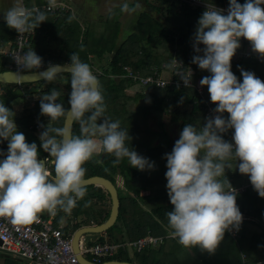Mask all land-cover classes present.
<instances>
[{"label": "clouds", "instance_id": "clouds-1", "mask_svg": "<svg viewBox=\"0 0 264 264\" xmlns=\"http://www.w3.org/2000/svg\"><path fill=\"white\" fill-rule=\"evenodd\" d=\"M262 5L264 0H245L243 4L229 0L225 14L223 9L207 4L193 33V49L197 54L192 63L211 73L200 80V85L207 86L217 115L208 117L200 130L192 124L185 125L171 153L165 154L166 188L173 205L167 213L172 235L184 247L199 246L210 254L215 252L225 231L238 229L243 219L236 203V190L228 181L226 191L224 182L217 179L226 168H231L225 163L228 158L235 155L239 172L249 176L253 188L264 198V81L241 68V82L231 71V60L240 47L241 37L264 57ZM54 6L55 0H49V10ZM138 9L139 3L121 6L123 12ZM3 18L18 33L47 21L40 9L29 10L24 6L10 8ZM73 19L74 15L68 17L69 22ZM15 62L29 70L43 65L42 57L34 50ZM66 64L71 76L70 108L66 110L57 103L59 92L52 89L40 97V113L55 120L70 112L80 124L81 134L73 135L66 127L40 125L44 129L38 134L40 147L54 158V176L46 159L38 160L37 144L28 143L25 135L17 131L14 119L10 118L13 111L0 103V141H8L7 152L0 150V156H4L0 160V216H10L14 224L32 223L45 210L55 214L58 206L71 213L77 199L86 195L83 165L94 153L114 154V164L126 157L132 167L141 171L155 166L125 146L129 134L120 128L118 120L103 116L104 97L89 64L82 62L76 53L70 55ZM64 67L65 64L49 63L41 76L51 81ZM191 75V72L179 74L186 87H191ZM225 112L229 114L227 118L222 115ZM85 113L89 115L85 117ZM229 129H234V143L223 138ZM97 135L99 141L93 138ZM49 261L55 264V257L50 255Z\"/></svg>", "mask_w": 264, "mask_h": 264}, {"label": "trees", "instance_id": "trees-1", "mask_svg": "<svg viewBox=\"0 0 264 264\" xmlns=\"http://www.w3.org/2000/svg\"><path fill=\"white\" fill-rule=\"evenodd\" d=\"M144 1L147 3L148 8L139 13L136 31L130 33L121 42L118 39L121 22L119 16L113 17V12H109L107 19L94 20L92 23L88 22L86 26L78 21L76 17L69 22L68 17L73 15L70 9L67 13L65 12L56 17L41 7L40 10L46 14L47 21L42 22L35 28L36 31L31 36L28 50H34L42 57L43 65L41 68L47 67L49 63H67L72 53L78 54L80 60L89 64L91 70L98 76L105 104L103 116L111 121L118 120L120 128L128 131L129 138L125 141V146L130 150L132 148L150 161L161 160L163 163V171L160 176H151L148 174L147 169L141 171L132 167L126 157L122 158L119 164H114L113 161L116 159L114 154L104 151L94 153L84 163L83 167L86 169L84 177L103 175L115 182L116 176L121 175L124 178L126 190L133 192V195L120 196L121 206L117 222L103 233L102 239L107 236L114 242L127 243L152 234L162 236L166 240V244L158 250L145 247L140 251H136L132 248L136 257L135 261L128 258L129 246L120 248L105 260H127L137 264H169L171 259L169 257L174 256L177 259L178 254L184 249L183 245L173 237V230L168 223L167 213L172 210L173 205L170 203L167 188L152 190L149 195L145 196L141 195L140 189L145 185L167 183L165 154L171 153L176 140L171 138L166 130L159 131L150 127V115L155 113L161 119L163 114L170 112L173 121L181 120L186 125L192 124L197 130H200L204 125V117L203 111L195 103L198 93L193 86L186 87L179 84L168 85L163 88L155 85L144 86L131 77L119 81H116L113 77L127 73L125 70L126 65L131 66L135 72L148 74L152 66L161 65L163 61L171 62L176 55L183 54L185 62L192 60V57L197 54L193 49L192 37L198 19L204 11L194 9L188 4L179 6L173 0H161L162 5H157L152 0ZM219 1L222 2L223 0ZM238 2L242 3L245 0H238ZM134 4L129 6L131 7ZM112 11L116 15L118 10ZM153 12L163 15L165 19H159L158 15ZM0 39L3 42H7L9 39L14 41L15 29L9 28L5 23H0ZM244 42L247 43L248 41L244 39ZM175 46H178L176 51ZM160 47L171 52L168 55H158L155 51ZM200 47L203 48L204 46L201 44ZM106 53H113L111 60L107 65L100 64ZM234 59L236 61L233 62V71L241 82L243 79L241 68L255 73L258 78L264 80V59H251L241 56H235ZM8 61V58L2 59L0 54V71L8 69ZM41 68H31L30 70ZM210 75L211 73L208 70H199L197 83H200L203 77ZM60 76H64L63 84L56 82V79ZM70 79V72H64L57 74L51 81L42 79L37 82L23 84L0 82V86L5 89L4 93L0 95V103H4L6 107L11 109L12 97L24 96L23 98H25L28 95L32 97L38 92L46 95L50 90L55 89L59 92L57 103L62 104L67 110L70 108L68 103L69 93L71 92ZM29 85H34V87L29 88ZM61 85L66 87L68 91L62 92ZM25 87L29 89L25 91ZM130 88L136 89V98L147 97L149 99L147 106L140 107L132 114H129L126 109L120 110L118 107V104H122V98L126 96ZM181 97L184 99L182 103H179ZM88 115L89 113H85V117ZM65 117L66 114L55 120H50L49 117L41 115L40 100H36L34 105L24 106L21 115L12 114L10 118L14 119L18 125L17 131L25 135L28 143L35 142L37 144L38 156L42 157L46 152L40 147L41 142L38 133L32 125L37 119H41L45 122V125L48 124L50 127H63ZM99 122L101 121L98 120ZM232 131L234 132V129ZM80 134V124L74 121L73 135ZM223 138L225 139L224 134ZM7 147V140L0 141V150L6 153ZM0 159H4V156H0ZM225 163L231 168L225 169L224 174H222L223 178L220 181L224 182L225 188L229 186L228 181L231 184H240L245 174H241L238 167H236L239 163L238 159L235 155H232ZM228 172H232V176H228ZM51 173L54 176V169ZM85 187L86 195L82 199H77L76 206L72 209L73 213L76 216H89V213H91L90 215L96 218L94 219L96 223L105 221L109 217L111 209L96 212L92 210L94 203L91 202L88 206H86V203L93 198L104 201L107 196H110L109 193L102 186L87 185ZM236 203L241 213H245L246 217L251 219H242L238 228V238L236 237L233 242L234 245L236 243L240 258L238 264H257L256 258L253 261L244 262L241 254L252 260L253 256L256 257L264 248V198L260 197L257 191L251 187L246 192L237 194ZM58 208L60 207L58 206ZM89 223L86 222L85 224ZM249 225L251 226L248 228ZM167 244L172 247V250L165 255ZM224 254L226 255V253ZM220 259H218V262ZM9 264L18 263L14 259L13 263Z\"/></svg>", "mask_w": 264, "mask_h": 264}, {"label": "built area", "instance_id": "built-area-1", "mask_svg": "<svg viewBox=\"0 0 264 264\" xmlns=\"http://www.w3.org/2000/svg\"><path fill=\"white\" fill-rule=\"evenodd\" d=\"M176 1L179 6L188 4L194 9L206 10L207 4L211 6H216L219 9H223L225 14H227V9L229 7V1L223 0L222 2L218 0H173ZM242 2L241 4H243ZM50 12L56 17L67 12L70 7L62 2L55 3V6L49 10L48 4L43 6H34ZM35 29H29L26 32L18 33L15 30V40L9 42L10 47H2V40L0 39V54L4 58H8L7 63L8 69H14L17 71H27L29 69L22 68L18 66L15 62L17 59H22L23 54L28 52V45L32 34L35 33ZM250 44L244 42V39L240 38V47L236 50L235 55L231 60V71H233V65L235 56L257 59L261 57L258 53L254 52L247 45ZM202 55V53H200ZM125 70L127 73L123 74L124 78H133L134 81L139 82L144 86L155 85L158 87H166L168 85L179 84L184 85L183 81L179 77L180 73L191 75V86L195 87L198 93V97L195 103L199 105L203 111L204 124L208 117H214L217 115L213 111L216 108V104L212 103L210 100V94L208 92L207 86H201L198 81V72L201 70L198 65L192 63V60L185 62V56L182 54L180 56H174L171 62L163 61L161 65H154L150 68V73L142 74L141 72H135L131 66L126 65ZM225 118L226 112L222 114ZM45 125L41 119H37L33 129L36 130L38 134L43 131L40 125ZM226 141L234 143L232 139L233 131L229 129L227 132L223 133ZM234 151V150H233ZM45 159L47 161L48 170L50 165L54 162V158L49 156L46 152ZM246 181L241 184H232L234 190L237 194L246 192L247 189L253 187L250 182L249 176L245 174ZM229 190V186L225 188ZM55 214L44 215L42 212L37 214V219L29 224H14L10 216H0V250L14 255L21 261L18 264H50L49 256L55 257V264H83L76 252L72 236L77 228H71L70 231H66L64 224H58L55 222ZM230 233L234 237H238V229H229ZM103 233L96 236L83 235L80 238V253L87 259L93 262H102L106 258L111 257L120 248H126L129 246L136 251H140L145 247H156L159 245L163 239L152 234L143 236L137 240L125 242H114L110 238L102 239ZM90 255V256H88Z\"/></svg>", "mask_w": 264, "mask_h": 264}, {"label": "crops", "instance_id": "crops-1", "mask_svg": "<svg viewBox=\"0 0 264 264\" xmlns=\"http://www.w3.org/2000/svg\"><path fill=\"white\" fill-rule=\"evenodd\" d=\"M109 1H111V0H93V1L92 0L91 1L90 0H71V1H67V2L64 1V0H55V3L62 2L64 4H67L70 7V10L72 11V14L76 17V19L78 21H80L81 23H83L82 21H84V20H89L90 21L91 19L92 20H101L102 18L107 19V15L106 14H108L112 10V8H110V6H109ZM136 2L140 4L141 1L136 0L135 2H132L131 4H134ZM47 4H49V0H0V23H5L6 24L3 16L7 13V11L10 8H12L14 6H24V7L28 8L29 10H31L32 8H34V6L47 5ZM94 4H97L98 7L96 8ZM122 5L123 4H120V7H118V12H120V14L122 13V11H121V6ZM137 11H138V13H140L139 9ZM99 13H102V14L105 13V14L102 15L103 17H99L98 16ZM123 13L125 14L126 12H123ZM123 13H122V15H123ZM105 15H106V17H104ZM120 17H121V15H120ZM136 17H138V14L136 15ZM134 24L137 25V20L136 19H134ZM134 28H136V26L132 25V27L130 29L131 32L134 30ZM130 33H128L126 36H128ZM11 41H13V39H9L7 42H3L2 41V44H1L2 47H7V48L10 47L9 42H11ZM1 58L2 59L4 58L2 54H1ZM69 60H68V62H69ZM1 61L3 62V60H1ZM261 80L264 81L263 79H261ZM28 87L29 88H33L34 85H29ZM61 91L65 92V91H68V90H67L66 87L61 86ZM37 94L42 95L41 92H38ZM122 99H124V97ZM10 104H11L10 107L12 106L11 110H13V114L19 116L24 111V105H23L24 104V98H23V96L12 97ZM228 115L229 114L226 112V116L227 117H228ZM169 121L172 123V126H171L172 127V132L170 133V136H171V138L177 140V139H179L180 133H181L183 127L186 124L183 121H181V120L173 121V120L169 119ZM93 138L96 139L95 137H93ZM96 140L99 141L98 139H96ZM151 162H154L155 166H154L153 169H147L148 174L151 175V176H160L162 171H163V163H162V161L161 160H154V161H151ZM53 169H54V167L52 165H50L49 171L52 172ZM118 176H120V178H123L121 175H118ZM245 181H246V177L244 175V177L242 178L241 183H243ZM166 185H167V183L145 185V186L141 187L140 193H141V195H144V196L145 195H149L152 190L164 189V188H166ZM129 192L131 193V195H133L132 191H129ZM110 209H111V207H110ZM42 213L44 215H48V216L52 214V213H49L46 210L43 211ZM242 217L245 220H251L250 217L249 218L246 217L245 213H242ZM54 218H55V222L58 223L56 214H55ZM250 226L251 225H249L248 228ZM158 237H162V236H158ZM162 239H163V241L159 245H157L154 249L158 250V249L161 248V246L166 244V240L163 237H162ZM176 240L178 241V238H176ZM234 240H236V237H234L230 233L229 230H226L225 234H224V238L220 241V243L216 247V250H215L214 253L210 254L207 251L202 250L199 246H194V247H184L183 246L184 251H181L178 254V258L177 259L174 256L173 257H169V258H171L170 261H169V264H174V263H176V264H219V263L220 264H238L239 261H240V258H239V255H238L236 243H235V245L233 243ZM171 248L172 247L167 244L166 249H165L166 250L165 255H167V254H169L171 252V250H172ZM224 253H226V255ZM262 255H263V257H261ZM241 257H242V260L244 262H246V263L249 260L253 261L256 258V263L257 264H264V248L260 251V254L256 255V257L253 256L252 260L249 259L248 257H246V255H244V254H241ZM259 257H261V258H259ZM219 258H221V259L218 262Z\"/></svg>", "mask_w": 264, "mask_h": 264}, {"label": "rangeland", "instance_id": "rangeland-1", "mask_svg": "<svg viewBox=\"0 0 264 264\" xmlns=\"http://www.w3.org/2000/svg\"><path fill=\"white\" fill-rule=\"evenodd\" d=\"M64 1H71V0H64ZM91 1V0H90ZM93 1V0H92ZM136 0H111L109 1V6L110 8H112V10H118V7H120V4H124V3H128V4H131L132 2H135ZM141 1L140 4H141V11L143 10H146L148 8V5L147 3L144 1V0H139ZM153 3L157 4V5H162V1L161 0H152ZM95 7L97 8V4H94ZM107 8V7H106ZM110 11L114 13L113 17H117L119 16V20L121 22V27H120V35L118 37L119 39V42L125 40L128 36H126L128 33L131 32V27L132 25L133 26H136V24H134V19L137 20V17L136 15L138 13V11H135V12H126L125 14L122 13L119 14L120 12L117 11L116 15H115V12L114 11ZM109 12V11H108ZM107 12V13H108ZM154 13V12H153ZM105 14V13H104ZM102 13H99V17H103L102 15H104ZM119 14V15H118ZM156 14V13H154ZM106 15H109L106 14ZM106 15L104 17H106ZM121 15V17H120ZM158 15V18L159 19H162L164 20V16L163 15H160V14H156ZM108 17V16H107ZM101 20H105V18H102ZM87 21V22H86ZM92 21L94 20H84L82 21L84 23V25H88V22L92 23ZM166 24V23H165ZM137 28H134V31H136ZM131 32V33H132ZM122 37V38H121ZM118 46H119V43H118ZM251 48V45H247V48ZM175 51L178 50V46H175L174 47ZM156 54L158 55H168L170 52H168L165 48L163 47H160L158 49H156ZM113 56V53L112 54H105L104 55V59L101 60L100 64H104V65H107L109 63V61L111 60V57ZM99 63V62H98ZM64 76H60V78L56 79V82H60L61 84L62 83V80H63ZM116 81H119V80H122V79H126L124 78L122 75H119V76H114L113 77ZM62 86V85H61ZM27 89H29L28 87L26 88L25 87V91H27ZM145 89V88H144ZM5 91V89L0 86V95L3 94ZM70 92V90H69ZM128 93L126 94V97H124L123 102L122 104H118V107L121 109H126L129 114H132L133 112L137 111L140 107H143V106H147L149 104V100L147 99V97H135L136 96V89H133V88H130L129 91H127ZM43 96V95H39V94H35L33 95L32 97H30L29 95L26 96L24 98V106H27V105H34V102L36 100H40V97ZM24 97V96H23ZM169 119H171V113L170 112H166L165 114H163V117L160 119L159 116H157L155 113H151L150 115V127H152L153 129H156V130H159V131H163V130H166L169 135L170 133L172 132V123L169 121ZM160 120H161V123H160ZM172 120V119H171ZM48 122H49V119H48ZM18 126V125H16ZM39 136V135H38ZM96 139L100 140L101 138L97 135L95 137ZM53 167H54V162L51 164ZM228 176H232V172H228L227 173ZM223 178V175H221L220 177H218L217 179L218 180H221ZM115 183H118L117 186H118V190H119V194L121 197H125L126 194H130L131 193L129 192V190L125 188V183H124V179L123 178H120V176H116V181ZM105 190V189H104ZM107 192V191H106ZM90 200V199H89ZM90 202L94 203V208L92 210L96 211V212H99V211H107L110 209L111 207V201H110V196H107L106 199L104 201H100L98 200L97 198H93L92 200H90ZM55 214L57 216V222L58 224H64L65 225V229L66 231H70L71 228H78V227H81L83 225H90V224H96V218H94V216L90 215L91 213H89V216H83V215H80V216H76L73 211L71 210V213H68V212H65L63 209H60L57 207V210L55 211ZM86 222H90L89 224H85ZM104 238H108L107 236H105ZM155 248V247H153ZM90 256V255H88ZM128 258H130L131 260L135 261L136 260V257H135V254L133 253V249L132 248H129V252H128ZM16 259L17 263H19L21 260L16 258L14 255L10 254V253H7V252H4V251H1L0 250V264H6L8 262L9 263H13V260Z\"/></svg>", "mask_w": 264, "mask_h": 264}, {"label": "water", "instance_id": "water-1", "mask_svg": "<svg viewBox=\"0 0 264 264\" xmlns=\"http://www.w3.org/2000/svg\"><path fill=\"white\" fill-rule=\"evenodd\" d=\"M243 39L247 40L246 38H243ZM55 64H58V65L65 64V67L59 73L70 72L66 63H55ZM47 67H44L38 70H27V71H17L14 69H6L3 71H0V82L10 83V84H23V83L37 82L39 80L44 79L41 76V72L45 71ZM92 72L98 78L96 73L94 71ZM73 125H74V120L71 116V113L67 112L63 127H66L73 134ZM38 160L43 161L45 160V157L38 156ZM83 182L85 186L87 185L102 186L107 191V193H109L110 195L111 210H110L109 217L105 221L101 223H96V224L83 225L81 227H78L73 233V236H72L73 245H74L76 252L79 255L81 262L83 264H137L135 262H131L127 260H118V259L105 260L102 262H93L85 258L80 253V238L83 235L96 236L100 233H104L107 229L113 226L117 222V219L120 213V206H121V199H120L117 183H115L110 178L103 176V175H92L89 177H84Z\"/></svg>", "mask_w": 264, "mask_h": 264}, {"label": "bare ground", "instance_id": "bare-ground-1", "mask_svg": "<svg viewBox=\"0 0 264 264\" xmlns=\"http://www.w3.org/2000/svg\"><path fill=\"white\" fill-rule=\"evenodd\" d=\"M41 6H43V5H41Z\"/></svg>", "mask_w": 264, "mask_h": 264}]
</instances>
